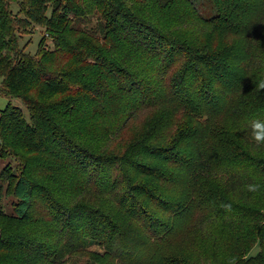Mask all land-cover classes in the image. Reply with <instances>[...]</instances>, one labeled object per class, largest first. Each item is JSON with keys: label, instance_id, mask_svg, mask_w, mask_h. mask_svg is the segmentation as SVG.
Instances as JSON below:
<instances>
[{"label": "trees", "instance_id": "1", "mask_svg": "<svg viewBox=\"0 0 264 264\" xmlns=\"http://www.w3.org/2000/svg\"><path fill=\"white\" fill-rule=\"evenodd\" d=\"M201 7L0 0V264H264V0Z\"/></svg>", "mask_w": 264, "mask_h": 264}, {"label": "rangeland", "instance_id": "2", "mask_svg": "<svg viewBox=\"0 0 264 264\" xmlns=\"http://www.w3.org/2000/svg\"><path fill=\"white\" fill-rule=\"evenodd\" d=\"M203 0H194V4L197 6V8L201 11L203 8L201 7ZM11 8L13 11L17 10L16 4H12ZM203 12L205 14L209 13L208 10H206V8L203 9ZM204 14V15H205ZM210 14H213V10ZM31 31H33L31 34L28 33H23L24 35L22 36L23 42L25 41L26 43V51L33 54L36 52L37 50V46H38V41L39 38L41 36V33H43V28H40L37 25H34L33 27H31ZM11 101V100H10ZM14 105H16L17 107H20L21 109H23L24 114L27 116L26 111H24V107L22 106L21 102L18 100H13L11 101ZM9 103V100L5 97L0 95V110L5 108V106ZM1 114V113H0ZM140 124V121L136 122L135 125L131 126L129 129L126 130L124 136H123V140L126 141L132 134V132L134 133L136 131L137 126ZM16 164L15 160L11 157H0V171L4 168H6L7 165H11L10 167V171L12 172H16V170H14L12 167H14ZM11 198H7L4 197L3 200L1 201L2 205L4 206V208L6 209V211H10L13 212V208L11 206ZM258 250L257 247H255L252 250V253H256Z\"/></svg>", "mask_w": 264, "mask_h": 264}, {"label": "clouds", "instance_id": "3", "mask_svg": "<svg viewBox=\"0 0 264 264\" xmlns=\"http://www.w3.org/2000/svg\"><path fill=\"white\" fill-rule=\"evenodd\" d=\"M258 87L264 88V80H261L258 84ZM251 127V136L255 141V148H259L261 145H264V120L256 119L250 122ZM261 189V185L257 183H252L247 185V190L249 192H258ZM227 207H230L228 205Z\"/></svg>", "mask_w": 264, "mask_h": 264}]
</instances>
